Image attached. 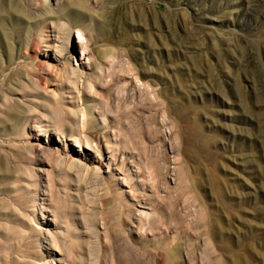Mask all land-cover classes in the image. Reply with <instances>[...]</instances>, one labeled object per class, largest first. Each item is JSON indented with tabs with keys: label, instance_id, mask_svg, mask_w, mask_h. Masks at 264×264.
<instances>
[{
	"label": "rangeland",
	"instance_id": "374dc122",
	"mask_svg": "<svg viewBox=\"0 0 264 264\" xmlns=\"http://www.w3.org/2000/svg\"><path fill=\"white\" fill-rule=\"evenodd\" d=\"M0 264H264V0H0Z\"/></svg>",
	"mask_w": 264,
	"mask_h": 264
},
{
	"label": "bare ground",
	"instance_id": "6f19581e",
	"mask_svg": "<svg viewBox=\"0 0 264 264\" xmlns=\"http://www.w3.org/2000/svg\"><path fill=\"white\" fill-rule=\"evenodd\" d=\"M68 139H72V138L69 137ZM74 139H76V138H74ZM75 145L80 146L81 144H79L78 141H76Z\"/></svg>",
	"mask_w": 264,
	"mask_h": 264
}]
</instances>
